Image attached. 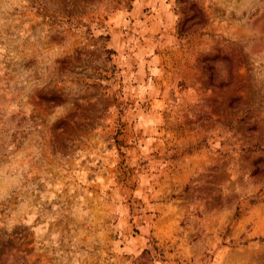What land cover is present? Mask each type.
Listing matches in <instances>:
<instances>
[{"label":"rangeland","instance_id":"1","mask_svg":"<svg viewBox=\"0 0 264 264\" xmlns=\"http://www.w3.org/2000/svg\"><path fill=\"white\" fill-rule=\"evenodd\" d=\"M0 264H264V0H0Z\"/></svg>","mask_w":264,"mask_h":264}]
</instances>
